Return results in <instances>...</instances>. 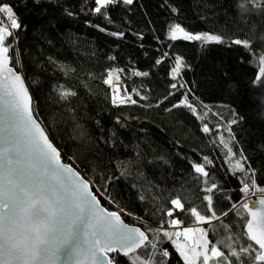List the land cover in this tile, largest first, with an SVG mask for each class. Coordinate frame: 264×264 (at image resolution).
Listing matches in <instances>:
<instances>
[{
	"label": "trees",
	"instance_id": "16d2710c",
	"mask_svg": "<svg viewBox=\"0 0 264 264\" xmlns=\"http://www.w3.org/2000/svg\"><path fill=\"white\" fill-rule=\"evenodd\" d=\"M3 2L14 8L23 26L9 42L24 66L37 117L65 160L114 198L109 205L106 196L103 204L123 209L127 223L158 229L168 219L165 212L171 199L178 196L186 208L202 210L205 179L219 187L214 190L218 215L239 201L245 176L232 168L234 161H226L216 132V125L224 131L233 119L240 121L232 125L233 151L239 158L242 150L245 168L254 169L257 185L264 187V87L256 82L264 55V4L259 9L249 4L241 16L238 0H134L132 5L110 6L108 21L92 14L93 0ZM172 7L178 11L172 12ZM174 23L193 33L220 35L223 42L205 47L197 41H170L166 33ZM117 31L125 36L109 34ZM235 39L253 46L246 51L232 43ZM176 56L190 67L182 69V78L173 79L170 71ZM158 59L164 62L157 65ZM109 69L124 70L118 75L126 95L137 103L113 104V90L104 83ZM177 82H187L192 89L189 99L197 114L186 108L167 111L184 94L185 89H170ZM58 87L76 95L63 99ZM170 91L176 95L160 103ZM144 96L147 99H141ZM205 124L211 133L202 131ZM119 146L138 167L132 166L129 156L120 157ZM205 157L212 163L205 164ZM195 163L205 164L207 178L195 173ZM258 195L264 193L253 196ZM176 218L185 226L197 225L187 212ZM221 223L229 227L222 230ZM213 224L215 231L208 234L213 243H230L229 236L236 238L237 247L248 243L245 221L234 212ZM160 248L170 253L164 264H183L170 241L163 239ZM117 264L131 261L119 256Z\"/></svg>",
	"mask_w": 264,
	"mask_h": 264
},
{
	"label": "snow or ice",
	"instance_id": "6c2138e0",
	"mask_svg": "<svg viewBox=\"0 0 264 264\" xmlns=\"http://www.w3.org/2000/svg\"><path fill=\"white\" fill-rule=\"evenodd\" d=\"M93 2L95 7L91 9L92 14L101 15L110 21V6L120 3L132 5L134 0ZM249 4L259 9L264 0H238V14L243 16ZM170 10L178 11L175 7ZM22 27L14 8L0 0V264H117L120 255L128 258L131 264H164L163 258L169 257L170 253L160 248L163 239L171 242L183 264H264V196L258 200L251 199L257 192L264 193V187L257 185L255 170L245 168L247 157L242 150L239 158L233 151L236 138L232 125L239 123V120L228 122L224 131H221V125H216L218 142L226 150V161H234L232 168L245 176L239 188L242 194L239 201L218 215L214 190L218 191L219 187L215 182L208 184L205 179L208 186L203 189L206 194L202 197V210L195 206L186 208L178 196L171 199L165 212L168 219L162 220L158 229L142 230L140 227L129 226L122 218L123 209L110 210L102 203L106 196L109 205L115 203L106 190L96 188L72 163L65 164L62 161L61 152L34 115V99L25 83L24 66L19 53L14 52V44L9 42ZM93 27L102 32L107 31L100 25ZM109 34L118 38L125 36L122 31ZM166 35L173 42L197 41L205 47L209 43L223 42L220 35L193 33L180 23L170 25ZM232 43L246 51L253 46L248 40L235 39ZM174 61L170 75L173 79L182 78V69L190 66H186L180 56L174 57ZM163 62L158 59L156 64ZM123 71L109 69L104 80L113 90V104L117 103V94L121 91L119 83L113 84V76L119 81L118 73ZM133 75L148 76L149 73L133 72ZM262 77L264 65L259 67V75L256 77V82L264 87ZM178 88L185 89L184 94L167 111L186 108L193 115L197 114V107L189 99L194 93L188 83L170 85L172 90ZM57 90L63 99L76 95L68 89L58 87ZM124 91H127L126 87ZM133 92L140 95L135 89ZM175 95V91H170L160 103ZM126 102L137 103L131 95L119 97L120 104ZM202 131L211 133L213 130L205 124ZM204 161L205 164L212 163L207 157ZM205 164H193L195 173L203 178L209 176ZM184 212L193 217L197 225L208 227H183V221L176 216ZM233 212L245 221L243 235L248 243L237 247L233 236L227 238L230 243H213L208 239L209 231H215L213 222L219 223L222 217ZM220 227L223 230L229 226L221 223ZM180 237L184 238L185 243L178 242ZM157 254L161 260L156 259Z\"/></svg>",
	"mask_w": 264,
	"mask_h": 264
},
{
	"label": "rangeland",
	"instance_id": "374dc122",
	"mask_svg": "<svg viewBox=\"0 0 264 264\" xmlns=\"http://www.w3.org/2000/svg\"><path fill=\"white\" fill-rule=\"evenodd\" d=\"M260 63H261V65H264V55L261 57V59H260ZM116 82V83H115ZM123 83V81L122 80H120L119 79V81H117L116 79H114L113 80V83H114V85L115 84H117V83H119L120 85H121V83ZM123 88H124V86H123ZM125 93H124V90H123V92L121 93V95L122 96H126V94L124 95ZM119 145V144H118ZM118 154L120 155V157H130L131 158V161H132V166L135 168V167H138L137 165H138V163H137V161H136V159L132 156V155H130V153H127V152H125L124 150H123V148H121V146H119V149H118ZM64 157V156H63ZM65 159V158H64ZM183 227H204V225H190V226H185V225H182ZM198 235V234H197ZM179 243H181V244H183V243H185V241H184V238H180L179 239V241H178ZM188 243H190V241L188 242ZM210 264H211V262H210Z\"/></svg>",
	"mask_w": 264,
	"mask_h": 264
},
{
	"label": "water",
	"instance_id": "95a60500",
	"mask_svg": "<svg viewBox=\"0 0 264 264\" xmlns=\"http://www.w3.org/2000/svg\"><path fill=\"white\" fill-rule=\"evenodd\" d=\"M19 71V70H18ZM25 78V77H24ZM25 83H26V85L28 86V83L26 82V79H25ZM28 88H29V86H28ZM29 92H30V94L32 95V93H31V91H30V88H29ZM32 97H33V95H32ZM34 99V98H33ZM0 114H2V110H0ZM34 115L37 117V115H36V112H35V109H34ZM38 118V117H37ZM38 120H39V118H38ZM39 122H40V120H39ZM41 123V122H40ZM41 125L43 126V124L41 123ZM44 127V126H43ZM45 128V127H44ZM46 129V128H45ZM47 131V130H46ZM48 133V132H47ZM49 137H50V135H49ZM51 139V138H50ZM52 140V139H51ZM53 141V140H52ZM54 143V142H53ZM55 144V143H54ZM55 146L58 148V146L55 144ZM59 149V148H58ZM59 151L61 152V150L59 149ZM61 159H62V161L65 163V164H68L69 162L68 161H66L65 159H64V157H63V155H62V152H61ZM75 167V166H74ZM76 168V167H75ZM77 169V168H76ZM78 170V169H77ZM79 171V170H78ZM80 172V171H79ZM81 173V172H80ZM82 174V173H81ZM83 175V174H82ZM84 176V175H83ZM85 178H87L86 176H84ZM88 179V178H87ZM94 191H95V189H94ZM262 197V195H258V196H253V197H251V199L252 200H258L259 198H261ZM102 203H103V201H102ZM105 206V205H104ZM251 206V205H250ZM105 207H107V206H105ZM110 210H116L115 208L114 209H110ZM122 215V214H121ZM122 218L124 219V217L122 216ZM249 219H250V217H248ZM124 222L126 223V224H128L129 226H133V227H140V226H134V225H130L129 223H127L126 221H125V219H124ZM141 228V227H140ZM142 230H144L143 228H141ZM120 256H122V255H120Z\"/></svg>",
	"mask_w": 264,
	"mask_h": 264
},
{
	"label": "built area",
	"instance_id": "2783aa9c",
	"mask_svg": "<svg viewBox=\"0 0 264 264\" xmlns=\"http://www.w3.org/2000/svg\"><path fill=\"white\" fill-rule=\"evenodd\" d=\"M115 83H116V82H115ZM120 83H121V82H120ZM113 84H114V83H113ZM121 84H122V87H123V86H124V84H123V83H121ZM123 89H125V88H123ZM124 93L126 94V92H125V91H124ZM125 94H124V95H125ZM120 96H121V95H120V93H118V94H117V97H118L117 101H118V102H119V97H120ZM126 96H127V95H126Z\"/></svg>",
	"mask_w": 264,
	"mask_h": 264
},
{
	"label": "bare ground",
	"instance_id": "6f19581e",
	"mask_svg": "<svg viewBox=\"0 0 264 264\" xmlns=\"http://www.w3.org/2000/svg\"><path fill=\"white\" fill-rule=\"evenodd\" d=\"M120 85V84H119ZM120 88H121V91L119 92L120 93V95H121V93L123 92V87H122V84L120 85ZM122 96V95H121Z\"/></svg>",
	"mask_w": 264,
	"mask_h": 264
}]
</instances>
